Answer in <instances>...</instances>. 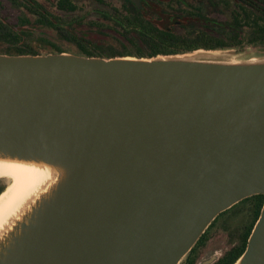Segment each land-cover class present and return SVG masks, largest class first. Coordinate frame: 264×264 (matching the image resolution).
Here are the masks:
<instances>
[{
	"label": "water",
	"instance_id": "obj_1",
	"mask_svg": "<svg viewBox=\"0 0 264 264\" xmlns=\"http://www.w3.org/2000/svg\"><path fill=\"white\" fill-rule=\"evenodd\" d=\"M199 56L0 54V161L54 172L0 264H181L264 195V59ZM235 264H264V205Z\"/></svg>",
	"mask_w": 264,
	"mask_h": 264
},
{
	"label": "flooded vegetation",
	"instance_id": "obj_2",
	"mask_svg": "<svg viewBox=\"0 0 264 264\" xmlns=\"http://www.w3.org/2000/svg\"><path fill=\"white\" fill-rule=\"evenodd\" d=\"M5 5L15 16L4 14ZM0 20L44 33L49 25L75 26L71 32L78 42L114 33L136 57L264 50L253 42L256 26L264 24V0H0ZM78 53L74 46L70 54ZM254 197L221 213L181 264H229L248 244L249 229L261 214Z\"/></svg>",
	"mask_w": 264,
	"mask_h": 264
},
{
	"label": "trees",
	"instance_id": "obj_3",
	"mask_svg": "<svg viewBox=\"0 0 264 264\" xmlns=\"http://www.w3.org/2000/svg\"><path fill=\"white\" fill-rule=\"evenodd\" d=\"M119 26V25H118ZM49 29H53L56 34L58 41H64L71 46H76L79 49L78 55L84 57H98L111 59L116 57H127L128 55L120 54L111 46L104 44L103 39L95 37H86L84 41L78 42L75 36L71 32L75 26L62 27L60 25H49ZM122 29L125 27L120 26ZM130 27V26H129ZM137 27H132L135 31ZM49 34L44 31H39L35 26H24V25H11L10 23H4L0 20V54L12 55V56H23V55H48V54H62L66 51L62 47L58 46L55 41L50 40ZM118 41H120L117 38ZM258 47L264 48V24H258L255 30V39L253 41ZM74 53V49L72 50ZM77 54V53H76ZM159 56V53H153L149 56H137L141 58H154ZM171 56V55H170ZM5 188L0 187V194L4 192ZM257 201L259 209L264 205V195H257L254 197ZM259 213H257L251 229H249V236L259 219ZM248 236V237H249ZM247 248V245L239 252V254L233 258L229 264H235L237 260L243 255Z\"/></svg>",
	"mask_w": 264,
	"mask_h": 264
},
{
	"label": "bare ground",
	"instance_id": "obj_4",
	"mask_svg": "<svg viewBox=\"0 0 264 264\" xmlns=\"http://www.w3.org/2000/svg\"><path fill=\"white\" fill-rule=\"evenodd\" d=\"M53 175L54 172L45 166L0 161V177L12 181L0 196V235L20 217Z\"/></svg>",
	"mask_w": 264,
	"mask_h": 264
},
{
	"label": "rangeland",
	"instance_id": "obj_5",
	"mask_svg": "<svg viewBox=\"0 0 264 264\" xmlns=\"http://www.w3.org/2000/svg\"><path fill=\"white\" fill-rule=\"evenodd\" d=\"M5 7L8 8L7 5H5ZM3 12L5 15H9V16H11L13 14L12 10L11 9L9 10V8L4 9ZM13 15L15 16V14H13ZM97 18H98V20L96 19V21L98 23L103 22V20H101V18H99V17H97ZM101 27L104 29L102 32H105L106 27L104 25H100L98 28H101ZM44 30H45V33H48L52 37H53V34L54 35L56 34L51 29H44ZM102 32H99V33H102ZM96 33H97V30H96ZM114 35L115 34L113 33V36L107 37V35L103 34L102 36L99 35L97 37L103 39L104 44H106L107 46H111L116 51H118L120 54L123 53L124 55H128L127 57H131V58H139V57L133 56V54L131 53L132 50L122 47L120 42L117 40V37H115ZM52 41H55V43L58 46L62 47L63 50L66 51L65 53L70 54V52L74 49V47L71 46L70 44L65 43L64 41H58L56 37ZM198 52L202 53V55H207V56H199L198 58L207 59V60H219V61H227V62H246V61H256V60H263L264 59V50L262 51L260 49H250V50L244 51L242 53H238V52L231 51V50L216 51V52H212V54L206 53L207 51H197V53ZM189 54H192V53H189ZM193 55H196V54H193ZM11 184H12V181L9 180L8 178L0 177V187L5 188V191L8 189V187Z\"/></svg>",
	"mask_w": 264,
	"mask_h": 264
}]
</instances>
